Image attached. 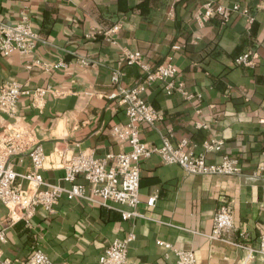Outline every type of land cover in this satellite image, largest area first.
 Segmentation results:
<instances>
[{
  "label": "crops",
  "instance_id": "1",
  "mask_svg": "<svg viewBox=\"0 0 264 264\" xmlns=\"http://www.w3.org/2000/svg\"><path fill=\"white\" fill-rule=\"evenodd\" d=\"M206 3L238 5L239 11L226 20L214 13L199 21L195 16ZM23 16L38 41L29 55L0 52V84L15 81L23 91L13 116L0 113V131L8 124L30 131V144H40L46 155L44 180L68 185L61 180L62 155L101 157L129 149L110 132L127 120L111 98V73L122 72L123 88L142 83L144 74L125 63L124 50L139 52L151 67L173 65L175 82L192 95H167L160 82L145 86L142 97L163 115L154 126L139 125L146 146L159 145L162 135L174 144L185 138L194 155L209 162L228 155L241 169L194 174L156 153L141 157L139 215L128 219L116 202L61 196L51 210L37 207L28 222H10L0 200L1 258L23 264L40 249L53 264H98L110 242L131 236L126 264H174L173 249L157 240L191 250L196 264H264L255 251L264 225V0H0V22L14 24ZM115 25L118 31L106 34ZM246 51L256 55L253 65H237ZM57 63L64 66H44ZM211 139L222 141L219 150H205ZM9 161L19 173L32 167L27 150ZM77 180L89 191L83 178ZM155 192L150 206L147 198ZM222 199L232 208L228 241L208 237Z\"/></svg>",
  "mask_w": 264,
  "mask_h": 264
},
{
  "label": "built area",
  "instance_id": "2",
  "mask_svg": "<svg viewBox=\"0 0 264 264\" xmlns=\"http://www.w3.org/2000/svg\"><path fill=\"white\" fill-rule=\"evenodd\" d=\"M239 11L238 5L231 9L222 6H212L211 3L204 5V10L195 18L206 21L209 17L218 13L226 20L231 12ZM246 14V10L243 9ZM118 25L113 26L108 33H115ZM38 35L32 30L29 20L23 16L14 24L0 22V52L9 55L14 51L22 55L32 54L35 50ZM173 49H178L174 45ZM256 58L255 54L246 51L235 59L237 65L252 66ZM123 59L127 65L137 67L143 74L142 83L132 88L120 86L122 72L114 70L111 73V82L116 86V92L111 98H117L118 104L123 107L127 120L124 123H116L110 127V132L118 142L128 144L127 151L110 153L106 156H95L92 153L80 152L69 156H61L60 166L64 170L61 177L68 185L51 183L43 179L41 169L46 161L40 144H30V131L14 124H8L0 131V200L8 210L10 222L25 220L28 222L37 207L51 210L52 206L61 196L71 199L85 197L103 205L107 201L120 204L122 219H128L139 215L137 206L139 203V160L141 157L158 154L164 162L176 163L186 172L194 174H235L240 171L236 159L223 155L218 162H209L203 154L194 155L192 151L185 149L187 139L183 138L176 144L172 143L168 135L161 136L159 145L146 146L140 139L139 125L146 123L154 126L163 119L160 111L156 110L143 97L145 86L160 82L163 84L164 93L171 95L179 93L185 99L192 97L183 89L181 83L175 82L176 68L171 64L151 67L146 64L137 51H123ZM35 64H42L34 60ZM86 65V61H81ZM46 69L59 68L62 63L44 65ZM43 94L42 90H38ZM23 94L22 87L15 81L0 84V113L13 116L16 112L18 99ZM196 127H205L203 122H196ZM221 140L211 139L204 143L205 150H219ZM27 150L32 162V167L25 173L15 171L9 161L13 155ZM83 178L89 185L80 181ZM89 192V193H88ZM156 192L147 198V204L153 205ZM234 230L232 208L226 199H222L213 218L211 231L208 237L228 241V234ZM243 235L244 233L241 232ZM0 238L2 232L0 231ZM128 238L114 239L103 250L98 258V264H126ZM165 249H173L176 259L174 264H196V257L191 250L173 248L168 242L156 241ZM256 252L264 256V225L259 235V245ZM0 264H12L8 258H1ZM23 264H53L48 256L40 249H35ZM69 264V263H65Z\"/></svg>",
  "mask_w": 264,
  "mask_h": 264
}]
</instances>
